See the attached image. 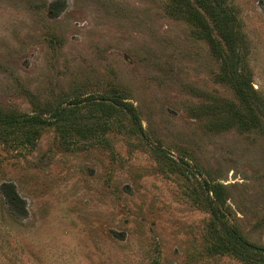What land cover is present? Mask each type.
<instances>
[{"label": "rangeland", "instance_id": "1", "mask_svg": "<svg viewBox=\"0 0 264 264\" xmlns=\"http://www.w3.org/2000/svg\"><path fill=\"white\" fill-rule=\"evenodd\" d=\"M182 2L0 0V115L65 106L0 126V264H264V0L240 83Z\"/></svg>", "mask_w": 264, "mask_h": 264}, {"label": "trees", "instance_id": "2", "mask_svg": "<svg viewBox=\"0 0 264 264\" xmlns=\"http://www.w3.org/2000/svg\"><path fill=\"white\" fill-rule=\"evenodd\" d=\"M198 8L203 9L211 19L213 23V27L219 33L221 41L218 43V51L222 53L223 62L225 67L232 69V74L234 75V81L240 83L241 77H238V64L240 61V53L238 52V38L235 32V24L234 17L228 12L224 7V0H194ZM190 0H183L181 6L184 7L186 4L189 7V12L191 13V17L203 28L207 29L209 27V23L206 21L205 16L200 13L197 7H190L188 4ZM112 103L120 108H122L125 112L131 113L133 116V122L136 124L137 130L143 136L145 135V131L140 123L137 122V113L131 103H127L123 100H120L114 96H106ZM73 103H76V100H72ZM65 112V106L60 104L57 106L54 112L50 114L48 118L43 117L38 113H21V114H8V115H0V126H13V125H36L42 124L50 120H58L62 118ZM14 199V198H13ZM217 215V214H216ZM223 227L230 235L231 240L235 244H237L242 249L251 252L258 256H264V246L257 245L254 242L249 241L247 238L242 236L236 228L232 227L227 223H223Z\"/></svg>", "mask_w": 264, "mask_h": 264}]
</instances>
